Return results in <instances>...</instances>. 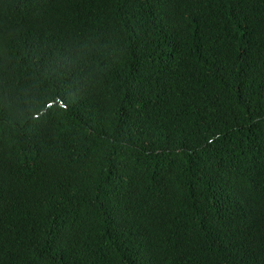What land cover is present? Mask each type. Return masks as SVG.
<instances>
[{
  "label": "trees",
  "instance_id": "trees-1",
  "mask_svg": "<svg viewBox=\"0 0 264 264\" xmlns=\"http://www.w3.org/2000/svg\"><path fill=\"white\" fill-rule=\"evenodd\" d=\"M0 264H264V0H0Z\"/></svg>",
  "mask_w": 264,
  "mask_h": 264
}]
</instances>
